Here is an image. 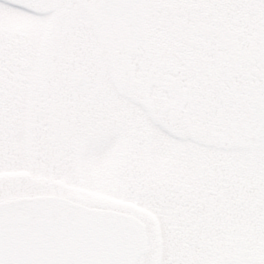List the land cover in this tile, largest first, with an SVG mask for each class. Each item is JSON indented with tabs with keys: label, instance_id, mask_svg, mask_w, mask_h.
Masks as SVG:
<instances>
[{
	"label": "snow or ice",
	"instance_id": "snow-or-ice-1",
	"mask_svg": "<svg viewBox=\"0 0 264 264\" xmlns=\"http://www.w3.org/2000/svg\"><path fill=\"white\" fill-rule=\"evenodd\" d=\"M0 264H264V0H0Z\"/></svg>",
	"mask_w": 264,
	"mask_h": 264
}]
</instances>
